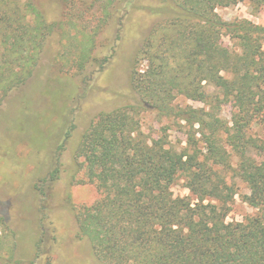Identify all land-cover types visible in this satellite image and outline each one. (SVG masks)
<instances>
[{"label": "trees", "instance_id": "16d2710c", "mask_svg": "<svg viewBox=\"0 0 264 264\" xmlns=\"http://www.w3.org/2000/svg\"><path fill=\"white\" fill-rule=\"evenodd\" d=\"M57 1L62 11L55 21L35 0H0V108L32 76L46 43L59 40L77 75L96 65L93 76L114 60L132 11L145 10L138 0ZM164 2L131 65L134 101L100 113L81 137L76 157L84 158L98 198L72 211L74 239L87 241L101 264H264V26L226 23L215 13L239 2L258 13L264 0ZM225 105L229 121L220 116ZM144 113L184 130L185 147L170 146L169 125L148 138ZM59 166L36 186L41 237L25 264H54L55 239L44 241L53 207L44 188L58 179ZM234 178L247 187L243 200L256 214L226 223ZM178 179L194 202L173 197ZM0 226L9 231L4 218ZM14 247L0 253V264H24L14 259Z\"/></svg>", "mask_w": 264, "mask_h": 264}, {"label": "rangeland", "instance_id": "374dc122", "mask_svg": "<svg viewBox=\"0 0 264 264\" xmlns=\"http://www.w3.org/2000/svg\"><path fill=\"white\" fill-rule=\"evenodd\" d=\"M51 20H60L62 4L57 0H35ZM141 9L133 10L127 32L122 36L112 63L99 74L92 76L96 65L83 75L65 62L59 51V40L46 43L45 51L32 76L19 90L8 97L0 108V218H4L9 231H1L4 242L0 253L14 243V259L27 262L35 253L40 239L38 201L36 186L60 165L58 179L45 186L50 208L49 225L45 242L54 237V264H101L93 255L87 241L74 239L76 227L74 209L89 206L98 198L95 185L85 177L84 158L76 157L81 137L98 115L132 103L129 78L131 65L141 41L148 34L154 12L165 7L164 0H138ZM215 13L226 23L248 20L264 26V10L255 13L248 2L220 7ZM164 17V16H163ZM161 17V18H163ZM104 41V40H103ZM222 45L232 49L226 35ZM208 91L213 92L210 86ZM178 104L201 108V104L179 99ZM231 106L221 108L220 116L229 121ZM141 127L148 138L160 134L162 126L169 125L167 137L170 146L180 150L185 147V132L170 121L158 123L152 113L140 117ZM68 138L65 139L66 133ZM59 159V160H58ZM58 161V164H57ZM236 189L230 204L226 223H240L254 216L256 210L243 200L248 194L244 183L234 178ZM174 198L194 196L178 179L171 187ZM194 202V201H193ZM41 217V216H40ZM53 229V234H52ZM47 240V241H46ZM2 257V256H1ZM3 261L6 258H1ZM44 260V259H43Z\"/></svg>", "mask_w": 264, "mask_h": 264}]
</instances>
